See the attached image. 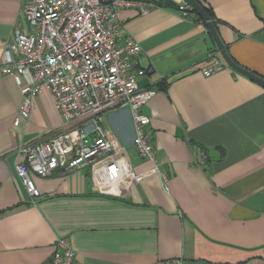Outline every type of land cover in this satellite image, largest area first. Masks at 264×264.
Returning <instances> with one entry per match:
<instances>
[{"label": "crops", "instance_id": "crops-1", "mask_svg": "<svg viewBox=\"0 0 264 264\" xmlns=\"http://www.w3.org/2000/svg\"><path fill=\"white\" fill-rule=\"evenodd\" d=\"M24 1L0 0V62L2 41L16 26L27 31ZM203 1L232 60L264 78V0ZM118 21L117 43L131 36L140 46L133 69H150L137 85L155 90L142 107L155 161L131 144L128 110L107 109L113 150L32 175L40 195L31 203L15 172L18 148L71 124L44 89L13 127L21 94L0 73V264H42L59 237L74 264H264V87L219 57L222 67L204 75L208 29L175 7L123 8Z\"/></svg>", "mask_w": 264, "mask_h": 264}, {"label": "built area", "instance_id": "built-area-1", "mask_svg": "<svg viewBox=\"0 0 264 264\" xmlns=\"http://www.w3.org/2000/svg\"><path fill=\"white\" fill-rule=\"evenodd\" d=\"M155 6L148 0H25L22 16L27 31L16 26L2 41L0 73L11 74L21 94L17 128L26 122L34 97L47 89L54 107L71 126L45 138L22 144V160L15 165L16 176L34 203L39 190L32 175L47 176L55 168L69 171L89 165L113 150L102 125V113L110 108L129 112L131 144L138 155L155 161L151 137L146 131L149 118L142 107L154 94L153 88H139L137 78L150 69H133L139 44L126 36L117 43L119 11L136 8L146 14ZM183 2L179 5L186 17ZM202 70L209 75L222 67L217 56ZM168 191L167 176L154 164ZM75 251L65 237L55 241L51 256L42 264H74Z\"/></svg>", "mask_w": 264, "mask_h": 264}, {"label": "water", "instance_id": "water-1", "mask_svg": "<svg viewBox=\"0 0 264 264\" xmlns=\"http://www.w3.org/2000/svg\"><path fill=\"white\" fill-rule=\"evenodd\" d=\"M185 4H187L189 6L190 9H192L198 16H200L203 20V22L205 23L207 29H208V33L210 35V37L213 39L217 50L221 56V58L223 59V61L225 62V64L230 67L231 69H233L234 71L238 72L239 74H242L244 76H246L247 78L257 82L258 84H260L261 86L264 87V78L256 75L255 73L251 72L250 70L240 66L238 63H236L234 60H232V58L228 55L226 48L224 47L217 29L214 27L212 21L209 19V17L207 16L206 12L204 11V9L202 8V6H200L195 0H182Z\"/></svg>", "mask_w": 264, "mask_h": 264}, {"label": "trees", "instance_id": "trees-1", "mask_svg": "<svg viewBox=\"0 0 264 264\" xmlns=\"http://www.w3.org/2000/svg\"><path fill=\"white\" fill-rule=\"evenodd\" d=\"M148 1H152L155 5H158L161 7H175L176 9L179 10V5L175 4L172 0H148ZM195 1L200 6H202V8L206 12L207 16L209 17V19L212 21L214 27L217 28V21L218 20L215 18L214 13L212 11V8L208 4H206L203 0H195ZM185 11H186V17H191L194 20H197L201 23H204L202 18L200 16H198L192 9H186ZM209 37H210V35H209ZM210 39L212 41V46L209 48L210 53L221 59L213 39L211 37H210ZM224 47H226V46H224Z\"/></svg>", "mask_w": 264, "mask_h": 264}]
</instances>
